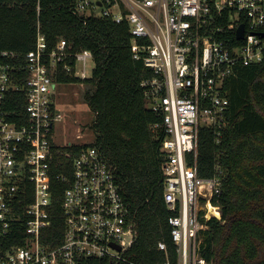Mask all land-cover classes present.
Listing matches in <instances>:
<instances>
[{"label": "built area", "instance_id": "1", "mask_svg": "<svg viewBox=\"0 0 264 264\" xmlns=\"http://www.w3.org/2000/svg\"><path fill=\"white\" fill-rule=\"evenodd\" d=\"M74 6L84 18L127 23L133 58L151 72L140 86L147 108L161 118L153 129L162 133L163 199L173 246L171 253L167 243H158L165 254L159 264H210L206 239L210 222L222 221L215 201L227 172L219 150L214 175L200 176V134L213 130L221 145L227 80L239 66L264 62V0H75ZM16 57L0 52V264H138L127 256L138 222L116 167L90 146L94 140L55 143L64 120L57 76L91 78L93 54H72L65 40L49 50L38 30L25 65H14ZM83 138L79 130L76 139ZM55 178L67 188L63 241L52 248L42 239L53 223Z\"/></svg>", "mask_w": 264, "mask_h": 264}, {"label": "trees", "instance_id": "2", "mask_svg": "<svg viewBox=\"0 0 264 264\" xmlns=\"http://www.w3.org/2000/svg\"><path fill=\"white\" fill-rule=\"evenodd\" d=\"M74 5L75 0H0V52L16 53L13 64L25 65L40 30L49 50L65 40L70 53L93 54L91 78L83 81L61 71L57 80L88 87L83 99L96 117L90 146L116 167L138 222V236L128 258L138 264H159L165 254L158 243H167L171 253L173 246L168 226L171 213L163 199L162 133L153 129L161 118L147 108L140 86L151 72L133 58L127 23L84 18ZM226 91L230 104L223 142L215 143L213 130L200 134V176L214 175L219 150L225 152L222 165L227 172L223 192L215 201L222 208V221L210 222L205 255L210 264H264V62L239 66L227 80ZM52 184L53 223L43 231L42 241L56 248L63 241L61 206L67 186L56 178ZM102 264L113 263L103 260Z\"/></svg>", "mask_w": 264, "mask_h": 264}, {"label": "rangeland", "instance_id": "3", "mask_svg": "<svg viewBox=\"0 0 264 264\" xmlns=\"http://www.w3.org/2000/svg\"><path fill=\"white\" fill-rule=\"evenodd\" d=\"M94 68L93 60H89L87 72L89 77ZM87 88L85 84L81 85L79 83L57 84L56 97L64 111V120L56 129L55 143L57 146L63 147L72 142L83 144L94 140L92 125L96 117L83 99ZM79 130L84 135L82 140L76 139Z\"/></svg>", "mask_w": 264, "mask_h": 264}, {"label": "water", "instance_id": "4", "mask_svg": "<svg viewBox=\"0 0 264 264\" xmlns=\"http://www.w3.org/2000/svg\"><path fill=\"white\" fill-rule=\"evenodd\" d=\"M242 37H243V30L241 29V30L239 31V33H238V38H239V39H242Z\"/></svg>", "mask_w": 264, "mask_h": 264}]
</instances>
